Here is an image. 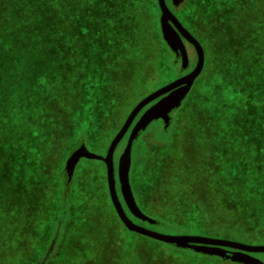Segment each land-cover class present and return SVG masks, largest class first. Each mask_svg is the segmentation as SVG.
Listing matches in <instances>:
<instances>
[{
	"label": "trees",
	"instance_id": "1",
	"mask_svg": "<svg viewBox=\"0 0 264 264\" xmlns=\"http://www.w3.org/2000/svg\"><path fill=\"white\" fill-rule=\"evenodd\" d=\"M146 1L0 0V167L16 166L18 182L10 184L19 193L12 203L17 212L6 225L13 227L27 218L16 232L32 244L24 249L8 232L3 233L0 264H36L51 246L44 264H92L95 260L98 251L89 256L78 236L87 224L81 205L94 211L89 207L93 198L76 204L60 161L68 158L84 132L89 143L95 144L104 132L102 126L111 123H105V113L123 97L112 86L126 81L110 85L109 75L118 68L127 76L126 52L141 51L135 54L130 72V86L135 88L141 82L135 80L138 73L153 78L159 69L171 65L160 36L157 0L154 10ZM252 28L255 34L248 32ZM227 31V52L220 55L224 61L217 68L209 61L211 74L196 81L176 112L167 139L139 146L141 164L136 158L135 167L140 165L143 172L134 171L133 182L143 201L153 198L162 177L159 167H166L168 155L178 151L169 138L186 136L187 167L217 169L213 179L217 189L213 185L212 189L223 202L218 219L228 223V229H194L191 235L264 241V0L255 26L240 28L236 35ZM111 96L116 98L115 105L108 104ZM186 120L191 129L183 127ZM195 127L202 137L211 139L214 149L201 153L202 163L199 155H193L191 144L196 137L189 136ZM229 211L230 216H223ZM113 220L119 228L115 215ZM121 228L126 234L114 236L112 246L122 257L128 245L141 243L132 239L134 233ZM243 230L251 236L242 238ZM38 240L42 247L36 245Z\"/></svg>",
	"mask_w": 264,
	"mask_h": 264
},
{
	"label": "rangeland",
	"instance_id": "2",
	"mask_svg": "<svg viewBox=\"0 0 264 264\" xmlns=\"http://www.w3.org/2000/svg\"><path fill=\"white\" fill-rule=\"evenodd\" d=\"M154 2L155 0H147L146 6L149 5L154 10ZM200 2L203 4H200ZM165 3L180 24L184 25L187 31L189 29L199 39V44L204 52L205 61L204 67L200 73L201 75L198 76L189 91L184 95L181 102L182 106L197 85L196 81L200 80L206 74H211V70H209L211 66L208 64L209 61L210 63L212 61L216 68L220 62L224 61L220 55L222 52H227V30H233L231 31V34L236 35L240 28L244 29L256 25L257 20L262 16V0H182L178 5H173L172 0H165ZM202 11L205 12V14L199 16L198 12ZM160 15L161 13L158 16V24ZM159 31L161 39L168 49L171 65L164 70L159 69V73L153 78H149L144 72L138 73V75L135 76V80L141 82H138V86L135 88V84L130 86V72L133 62H135V54H139L141 51L132 48L129 52H126L125 65L128 66L125 69L127 71V76L121 75L118 68L116 70H111L109 75L110 81L108 83L110 85L116 80H119L120 82L126 81V84L124 85H127L112 86L115 90H119L118 92L115 91L116 94L119 93L120 95V93H123V97L116 105V98L114 96H111L112 98L108 100L109 105H115L112 106L113 110L109 109L107 113H105V123L107 120L111 123H107L106 127L105 124L102 126L101 131L104 130V132L100 133V138L95 144L89 143L88 133L84 132L83 135H81L82 133H78L81 137L73 143L68 153L69 155H67L69 158L72 150L76 151L81 145H83V147L86 145L87 148L85 149L88 154H90L88 157L83 155L79 158L72 173L73 177L71 174L69 175L67 173H65L64 176L67 180L66 182L69 183V185L71 184L72 196L76 204L85 202V200L88 199V196H91L94 201L92 206H89L94 210L92 212L88 211L86 204L81 205L80 209L83 210L86 215L87 224H84V227L81 230L83 231L82 234L78 235L82 243L86 245L89 252L88 254H90L89 256H91L94 250L98 251L92 264H223L214 258L196 254V252L191 249L180 248L176 245H168L157 241L154 242L152 239L135 233V236L133 235L132 239L138 240L141 243V246L138 245L132 247L131 245H128L127 254H122V257L119 252L113 250V237L126 234L121 226L127 232L130 231L127 230L119 220L113 206V212L111 210L107 197L108 186L106 182V168L102 159L105 157L111 141L121 129L125 120L137 103L161 87L188 75L194 70L197 64L194 47L184 40L182 36L179 35L187 58L185 64L182 61L180 51L176 50L174 52L162 38L160 25ZM212 32L213 37L211 36ZM248 32L255 34V29L252 28L248 30ZM184 41H186L187 44H185ZM237 41H242V39H238ZM134 74L135 72L133 75ZM133 87L134 89H132ZM123 90L126 93H124ZM159 99H157L150 107L155 105ZM105 104L106 101H102V106ZM112 113L114 114L110 116ZM155 127L158 128L157 124L153 123L146 130L153 136V138L156 133ZM183 127L191 129L192 124L186 120L185 123L183 122ZM128 133L129 130L115 149L113 156L115 166L118 163L117 160L119 155H121L122 151L124 152L126 148ZM192 133L196 137L195 141L191 144L195 151L193 155L195 158L199 155V162L202 163L203 157L201 153L213 151V144L210 138L202 137L203 132L197 127L189 133V136ZM161 139L166 140L164 137H161ZM150 140H152V138ZM169 140L178 147V151L168 155L170 160L166 167H159L162 177L157 184L153 198L143 201V197L140 195L137 188H132L136 200L134 202L135 208L140 214H142V216H144V219L135 217L129 211L116 172L115 181L117 195L126 215L131 221L144 228L169 235H191V232H193L194 229L197 231L203 229H228V223L218 219L223 211V202L217 192L212 189V185L217 189L216 181L213 180L217 177V169L214 172L213 167H187L184 161L189 160L190 157L185 148L187 145L186 136L174 134ZM75 143L76 146H74ZM138 144L139 143L135 144V142L133 144V157L134 153L136 156L142 155ZM61 154L62 153H59V155ZM57 156L58 154L56 157ZM63 162H65V157L62 158L60 164H63ZM182 162L183 164H181ZM15 167V165H12V167L10 165L7 167H0V235L2 236L3 233L8 232L9 238L11 237L13 242H16L19 247L23 246L22 248L27 249L30 248L32 244L29 243V240L24 239L25 236L18 235V232H16L20 222L27 218H22L13 227L9 226L8 228L6 225L12 213L17 212V209L13 207L12 203L13 201L17 202L14 198L19 197V193L13 191L12 185L10 184V182H18V174ZM134 171L141 173L143 172V167L140 165L135 167L134 165L131 168L132 185V173ZM66 192L68 191H64V194H66ZM230 211L223 216H230ZM113 214L121 225H119V228L115 225ZM95 215H99L100 219H96ZM260 218L262 219V216H260ZM37 219L38 218L35 214L33 220L35 221ZM241 232L240 235L242 238L245 236H251V233L248 230H243ZM252 233L254 234V232ZM211 237L229 241L236 240V242H239L237 239H232L231 237H228L229 239H225V237L222 236ZM238 239L241 240L240 237ZM50 242L51 239L49 240V243ZM239 243L264 246L262 238H248L246 240H241ZM41 244V240H38L36 245L42 247ZM36 245H34V248ZM52 248L53 247L51 246L36 264H44L51 254ZM224 251L237 253V251L231 249H224ZM249 255L255 259V262L257 261L260 264H264V254L253 253ZM226 264L242 263L226 260Z\"/></svg>",
	"mask_w": 264,
	"mask_h": 264
},
{
	"label": "water",
	"instance_id": "3",
	"mask_svg": "<svg viewBox=\"0 0 264 264\" xmlns=\"http://www.w3.org/2000/svg\"><path fill=\"white\" fill-rule=\"evenodd\" d=\"M182 0H172L173 5H178ZM158 8L160 10L159 25L161 28L162 38L166 44L175 52L180 51L182 55V61L185 64L187 62L184 46L182 44L180 36H182L188 43H190L196 52L197 64L193 71L188 75L175 80L174 82L161 87L155 92L149 94L132 109L129 116L125 120L121 129L117 132L113 140L111 141L105 157L102 159L106 168V182L108 186V194L111 204L119 218L127 230L137 235L152 239L157 242H161L168 245H176L180 248H188L196 253L203 255L216 256L223 260H230L231 262L242 264H260L249 254L262 253L264 254V246L262 245H248L239 243L236 241H229L220 238L204 237V236H192V235H169L162 234L156 231L144 228L133 221H131L126 215L123 206L118 198L116 181L114 174V162L113 156L115 149L121 139L125 136L133 121L139 112L151 102L161 98L153 105L148 111L145 112L141 120L137 123L136 127L132 131L126 144V148L119 158L118 162V178L121 185V190L124 196V200L129 211L137 218L144 219V216L138 212L135 208L134 201L132 199L129 184H128V171L130 165V148L134 137L139 129L161 115H166L174 107H179L184 98V95L189 91L194 81L200 75L204 66V52L201 45L195 40L189 32L180 24L176 17L172 14L167 7L165 0H157ZM180 35V36H179ZM90 156L83 145L76 151L73 150L69 158L66 160L65 171L67 174H71L75 169V165L80 157ZM95 157V156H94ZM97 158V157H95ZM70 176V178H71ZM224 249H231L237 251V253L227 252Z\"/></svg>",
	"mask_w": 264,
	"mask_h": 264
},
{
	"label": "crops",
	"instance_id": "4",
	"mask_svg": "<svg viewBox=\"0 0 264 264\" xmlns=\"http://www.w3.org/2000/svg\"><path fill=\"white\" fill-rule=\"evenodd\" d=\"M155 101L151 102L146 107H144L139 112V114L136 116L135 120L133 121L132 125L129 128L128 139H129V136L131 135L132 131L136 127L137 123L141 120V118L143 117L145 112L148 111L151 108L150 106ZM180 107H181V105L179 107H174L166 115H161V116L157 117L156 119H152L151 121H149L144 126V128H141V129L138 130L136 136L134 137V139L132 141L131 148H130V165H129V171H128V184H129L130 193H131V196H132V199H133L134 202L136 201L135 198H134V192L132 191V188L134 187V182H133V174H134V172L132 173V182H133V185H132V183H131V168L135 165L136 158H137V161H138L137 163L141 164L140 163L141 156H136L135 153H134V157H133V155H132L133 144L135 142V144L139 143L138 145L141 146L142 143H151V142L155 143V142H157V140L161 139V136L164 137L165 139H167L166 137L170 135V133H171V131L173 129L174 118L176 116V112L180 109ZM153 123H156L157 126H158V128L155 127L156 128L155 129L156 133H155L154 138H153V136L150 133H148L146 131L147 128ZM151 138H152V140H150ZM128 139H127V141H128ZM126 144H127V142H126ZM85 148H87L86 145H85ZM122 154H123V151H122L121 155ZM121 155H119L117 162H119V158L121 157ZM66 160H67V158L65 159L64 167L66 166L65 165L66 164ZM113 162H114V159H113ZM115 167H118V163L116 164V166L114 164V174L116 175V172L118 174V168H115ZM72 177H73V175H72ZM196 254H200V253H196ZM201 255H203V254H201ZM204 256H208V257L214 258L217 261H220L221 263L226 264V260H223V259H221L219 257L210 256V255H204Z\"/></svg>",
	"mask_w": 264,
	"mask_h": 264
},
{
	"label": "flooded vegetation",
	"instance_id": "5",
	"mask_svg": "<svg viewBox=\"0 0 264 264\" xmlns=\"http://www.w3.org/2000/svg\"><path fill=\"white\" fill-rule=\"evenodd\" d=\"M183 27H184V25H182ZM185 28V27H184ZM188 32L190 33V35L195 39V40H197L198 41V43H199V39L195 36V34L194 33H192L189 29H188ZM185 40V39H184ZM184 43L185 44H187V42L186 41H184ZM205 61V60H204ZM204 67V66H203Z\"/></svg>",
	"mask_w": 264,
	"mask_h": 264
}]
</instances>
